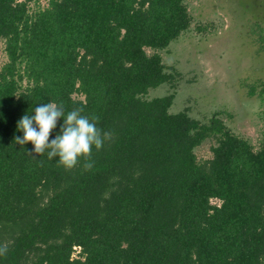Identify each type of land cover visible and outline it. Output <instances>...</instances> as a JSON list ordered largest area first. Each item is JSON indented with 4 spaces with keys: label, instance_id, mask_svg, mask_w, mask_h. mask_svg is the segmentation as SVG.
<instances>
[{
    "label": "trees",
    "instance_id": "1",
    "mask_svg": "<svg viewBox=\"0 0 264 264\" xmlns=\"http://www.w3.org/2000/svg\"><path fill=\"white\" fill-rule=\"evenodd\" d=\"M33 1L0 0V264H264V110L254 145L220 112H172L175 90L147 97L174 89L159 51L190 29L187 0ZM48 102L112 133L90 170L15 143Z\"/></svg>",
    "mask_w": 264,
    "mask_h": 264
},
{
    "label": "rangeland",
    "instance_id": "2",
    "mask_svg": "<svg viewBox=\"0 0 264 264\" xmlns=\"http://www.w3.org/2000/svg\"><path fill=\"white\" fill-rule=\"evenodd\" d=\"M46 1L30 2V11ZM186 5L190 29L159 51L167 70L179 75L174 89L164 83L147 97L175 90L172 112L186 108L201 121L220 112L227 126L257 145L264 110V50L258 41L264 0H187ZM3 46L0 42V65L6 60ZM210 145L207 140L195 148L199 160L210 157Z\"/></svg>",
    "mask_w": 264,
    "mask_h": 264
},
{
    "label": "clouds",
    "instance_id": "3",
    "mask_svg": "<svg viewBox=\"0 0 264 264\" xmlns=\"http://www.w3.org/2000/svg\"><path fill=\"white\" fill-rule=\"evenodd\" d=\"M83 112V107L65 113L62 103H42L35 107L34 114H25L17 122V131H22L23 136H16L15 143L24 149L31 142L33 149L27 153L34 159L46 154L49 160L58 158V165L65 170L71 171L81 164L84 170H90L94 164L93 147L101 150L105 141L112 139V133L97 127L98 116L89 117ZM60 119H63L60 133L49 142ZM7 252L8 245H0V257H5Z\"/></svg>",
    "mask_w": 264,
    "mask_h": 264
}]
</instances>
